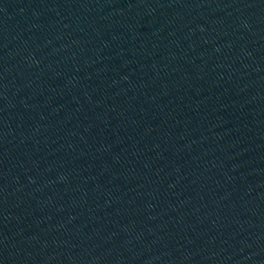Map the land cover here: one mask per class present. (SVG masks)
Returning <instances> with one entry per match:
<instances>
[{"label":"water","instance_id":"95a60500","mask_svg":"<svg viewBox=\"0 0 264 264\" xmlns=\"http://www.w3.org/2000/svg\"><path fill=\"white\" fill-rule=\"evenodd\" d=\"M0 264H264V0H0Z\"/></svg>","mask_w":264,"mask_h":264}]
</instances>
